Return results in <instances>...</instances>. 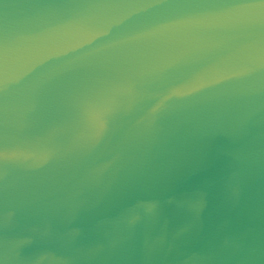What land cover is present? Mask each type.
I'll return each instance as SVG.
<instances>
[{
	"label": "water",
	"instance_id": "1",
	"mask_svg": "<svg viewBox=\"0 0 264 264\" xmlns=\"http://www.w3.org/2000/svg\"><path fill=\"white\" fill-rule=\"evenodd\" d=\"M0 264H264V0H0Z\"/></svg>",
	"mask_w": 264,
	"mask_h": 264
}]
</instances>
